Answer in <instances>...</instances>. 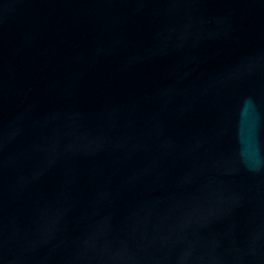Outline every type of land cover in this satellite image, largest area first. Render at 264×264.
<instances>
[{
	"label": "water",
	"instance_id": "95a60500",
	"mask_svg": "<svg viewBox=\"0 0 264 264\" xmlns=\"http://www.w3.org/2000/svg\"><path fill=\"white\" fill-rule=\"evenodd\" d=\"M0 264H264V0H0Z\"/></svg>",
	"mask_w": 264,
	"mask_h": 264
}]
</instances>
